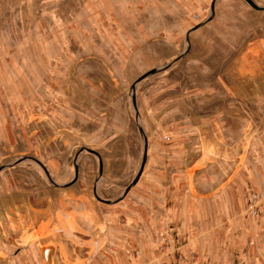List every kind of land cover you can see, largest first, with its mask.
<instances>
[{"label": "rangeland", "instance_id": "obj_1", "mask_svg": "<svg viewBox=\"0 0 264 264\" xmlns=\"http://www.w3.org/2000/svg\"><path fill=\"white\" fill-rule=\"evenodd\" d=\"M211 1L0 0V264H264V11Z\"/></svg>", "mask_w": 264, "mask_h": 264}, {"label": "water", "instance_id": "obj_2", "mask_svg": "<svg viewBox=\"0 0 264 264\" xmlns=\"http://www.w3.org/2000/svg\"><path fill=\"white\" fill-rule=\"evenodd\" d=\"M214 1L215 0H212L211 3H210V7H209V11H210V16L208 17V19L206 20L209 21L212 17V14H213V6H214ZM249 7H251L253 10L255 11H264V6L262 7H259V6H256L251 0H243ZM199 26H196L194 27L193 29H191L190 31H193L195 29H197ZM189 33V32H188ZM188 33H186L185 35V42L187 43V36H188ZM187 50V47L185 48L184 52L181 54V56L177 57L175 60L161 66V67H158L156 69H153L151 71H149L146 75L144 76H147L149 74H157V73H160L164 70H167L169 68H171L179 59H181V57L185 54ZM143 77H141L140 79H137L136 82H138L139 80H141ZM134 86H135V83L132 84V87H131V91L133 93V89H134ZM131 105H132V108L134 110V116L135 118L137 119V112H136V105H135V97L132 95L131 96ZM139 132L142 133L141 129L139 130ZM145 149H146V145H145V139L143 137V148H142V155H141V160H140V163H139V167L137 169V172L135 174V176L133 177V179L131 180V182L125 187L124 191H123V196L128 192V190L130 189L131 186H133L136 181L138 180L141 172H142V169H143V166H144V162H145ZM88 153V154H91L93 156L96 157L97 159V174L98 176L101 174V159H100V156L97 152L93 151V150H90V149H87V148H81L80 150L77 151V153L75 154L74 156V161H73V180L71 182H69L68 184H65L63 185V187H66L68 186L69 184L73 183L75 177H76V174H77V166H76V159L77 157L81 154V153ZM28 158H24V159H17L15 161H13L12 163H10L9 165H6L5 167L3 168H8V167H12L14 165H16L17 163L21 162V161H24V160H27ZM93 195L95 197L96 200L98 201H102V202H107V201H104V200H100L96 194H95V189L93 190Z\"/></svg>", "mask_w": 264, "mask_h": 264}, {"label": "built area", "instance_id": "obj_3", "mask_svg": "<svg viewBox=\"0 0 264 264\" xmlns=\"http://www.w3.org/2000/svg\"><path fill=\"white\" fill-rule=\"evenodd\" d=\"M258 196L253 191H245L244 196V205L246 207V211L252 216L256 217L258 215V207H257Z\"/></svg>", "mask_w": 264, "mask_h": 264}, {"label": "bare ground", "instance_id": "obj_4", "mask_svg": "<svg viewBox=\"0 0 264 264\" xmlns=\"http://www.w3.org/2000/svg\"><path fill=\"white\" fill-rule=\"evenodd\" d=\"M97 192V191H96Z\"/></svg>", "mask_w": 264, "mask_h": 264}]
</instances>
